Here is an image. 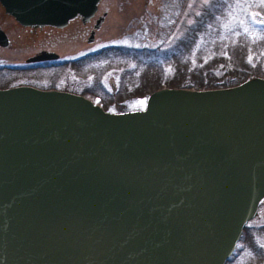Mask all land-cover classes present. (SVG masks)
I'll list each match as a JSON object with an SVG mask.
<instances>
[{"label": "water", "instance_id": "obj_1", "mask_svg": "<svg viewBox=\"0 0 264 264\" xmlns=\"http://www.w3.org/2000/svg\"><path fill=\"white\" fill-rule=\"evenodd\" d=\"M0 2L25 26L63 28L101 0ZM263 200L264 77L162 88L121 113L0 89V264H225Z\"/></svg>", "mask_w": 264, "mask_h": 264}, {"label": "rangeland", "instance_id": "obj_2", "mask_svg": "<svg viewBox=\"0 0 264 264\" xmlns=\"http://www.w3.org/2000/svg\"><path fill=\"white\" fill-rule=\"evenodd\" d=\"M231 1L232 6L225 10L226 17L215 26L223 31L213 39L214 43L220 44L219 48L208 36L206 41L199 36L191 46L184 41L196 16L213 0H101L92 17L96 18L92 22L93 29L87 34L84 33L87 28L77 19L60 29L43 26L38 27V33H33L4 16V6L0 2V24L9 29L13 42L11 49L0 48V64L25 65L28 57L39 52L57 53V59H60L48 67L38 68L37 77L29 71L8 73L0 68V87L14 79L29 78L45 88L85 95L112 112L117 104L124 111L141 110L153 90L181 85L182 79L177 83L173 80L177 67L170 62L181 64L182 73L187 72V81L208 80L205 78L208 75L200 77L201 71L208 67L204 64L221 56L222 47L227 48L235 34L245 37L246 42L241 47L256 52L255 62L264 68V23L257 18L258 23L252 24L247 16L251 8H264V0ZM101 18L104 20L97 28ZM229 29L234 32L231 36L227 33ZM241 52L242 49L238 51V57ZM163 68L166 70L163 83L169 85L161 87L163 73L160 71ZM178 73L180 78L181 72ZM150 74L152 84L156 83L153 88L146 87L142 91L141 83L143 79L147 81ZM215 77L220 75L214 74L211 78ZM125 91L132 93L129 95ZM112 95L118 99L114 100ZM228 264H264V200L248 223L239 248Z\"/></svg>", "mask_w": 264, "mask_h": 264}, {"label": "trees", "instance_id": "obj_3", "mask_svg": "<svg viewBox=\"0 0 264 264\" xmlns=\"http://www.w3.org/2000/svg\"><path fill=\"white\" fill-rule=\"evenodd\" d=\"M232 3L233 2L231 0H213L212 3L207 5L201 11L200 15L196 16L195 24L191 25L189 29L187 30L186 35L184 36V41L187 42L186 44H190V46L194 45L196 43L195 41L197 40V38H199V36H202L203 40L206 41V36H208V39L213 44L217 45V47L219 48L220 44L214 43L213 39L216 36L221 35L223 31L221 29H216L215 26H217L221 22V20H223L226 17L225 10L227 9V7L232 6ZM257 8L258 9L251 8L247 12L248 21L249 22L253 21L252 24H254V21L256 22V24L258 23L257 18L264 19V8H259V7ZM227 33L230 36H231V33L234 34V32H230V29L228 30ZM209 34H211L210 35L211 37L209 36ZM209 37L212 38V40ZM230 42H229L230 44L228 43L229 45L227 48L222 47L221 56L217 55L216 57H213L212 61H208L204 64L208 67L201 71L200 77L204 75H208V77H205L208 80L202 79V78H200L199 80L196 78V80L190 79L189 81H187V78H186L188 77L186 75L187 72L182 73L181 64L178 62L176 63L175 61L170 62L171 65L174 64L177 67L176 76L173 79L174 82L182 79L180 86L172 85L171 87L188 88V89H193V90L218 89V88H227V87L236 86L254 77H264V68H262V66H260L259 64H256L255 62L256 59L258 58V54L250 49L245 50L243 47H241V45H243V43L246 42L245 37L240 34H237V35L235 34V37L233 36ZM107 49H111V48H107ZM240 49H242V52L240 55L241 56L245 55V58H241V56L238 57V51ZM150 72H154V71H150ZM161 72L163 73L161 74L162 82L159 85H161V87L168 86L169 84L163 83L165 82L163 80V78L165 77V72H166L165 68H163V70H161L160 73ZM178 72H181L180 78H178L179 76ZM214 74L215 75L219 74L220 77L211 78L212 75ZM150 77H152V74L148 76L147 81H144L143 79V82L141 84L142 86H144V90L142 91H145L146 87L153 88L154 84L156 83L155 82L152 84ZM159 89H155L152 92L159 90ZM127 93H129L130 95L132 92L129 91ZM148 94H150V92H148ZM112 96L114 100L118 99V97H116L115 95H112ZM105 109L109 110L107 108ZM115 109H116L114 110L115 112H125L124 110H122L120 106H118V104L117 106H115ZM247 226L248 224L244 228L243 236L247 230ZM242 239L243 238H241V241ZM228 262L226 264H228Z\"/></svg>", "mask_w": 264, "mask_h": 264}, {"label": "flooded vegetation", "instance_id": "obj_4", "mask_svg": "<svg viewBox=\"0 0 264 264\" xmlns=\"http://www.w3.org/2000/svg\"><path fill=\"white\" fill-rule=\"evenodd\" d=\"M3 10L4 11H2V12L4 13V16H7L8 18H12L13 21H14V24H18L22 28L23 27L24 28L26 27V28H28L33 33H38V29H39L38 26H25V25L21 24L19 21H17L12 15H10L9 13H7L5 8H3ZM76 19L79 20L81 22V24L84 25L87 28V30L86 29L84 30V33L85 34H87L88 32H91L92 31V29H93L92 28V22H93V20H96L95 17L92 18L88 22L87 21H83L82 17H78ZM76 19H74V20H76ZM71 22L69 24H71ZM14 24H13V26H14ZM45 27H49V28H52V29H54V28L60 29L59 27H54V26H45ZM8 30L9 29H5L0 24V32H2L3 34H5V36L7 38V42H6L7 44L6 45H1L0 44V48H8L9 49L12 46L11 44H13L12 39L10 37V34H9ZM40 53L41 52L35 53L34 55H31L30 57H28L26 59V64L25 65L14 64V66H13L10 63H7L5 65L4 64H0V68L6 69V71H8V73L10 71H17L20 74H22V73L24 74V72L25 73H28V71H29L30 73H33L32 75H35L37 77L38 68L48 67V66H50L49 64H52L53 62H56V61H59L60 60V59L33 60V59L37 58ZM34 82L35 81H31V79H29V78L27 80H24L23 78L14 79L13 81H11L10 83H8L7 85L1 86L0 89H7V88L17 87V86H30V87H35V88L43 89V90H50V89H52V88L49 89V88H45V87L39 86L37 83H34ZM53 89H55V88H53ZM241 238H243V235H242ZM240 243H241V240L238 242V245H237V249L236 250H238Z\"/></svg>", "mask_w": 264, "mask_h": 264}, {"label": "snow or ice", "instance_id": "obj_5", "mask_svg": "<svg viewBox=\"0 0 264 264\" xmlns=\"http://www.w3.org/2000/svg\"><path fill=\"white\" fill-rule=\"evenodd\" d=\"M259 22H262V23H264V19H262L261 21H259Z\"/></svg>", "mask_w": 264, "mask_h": 264}]
</instances>
